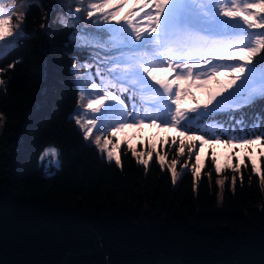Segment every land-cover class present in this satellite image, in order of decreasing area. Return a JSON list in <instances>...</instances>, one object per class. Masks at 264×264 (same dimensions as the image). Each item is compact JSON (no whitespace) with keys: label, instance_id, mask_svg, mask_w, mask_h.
I'll use <instances>...</instances> for the list:
<instances>
[{"label":"trees","instance_id":"trees-1","mask_svg":"<svg viewBox=\"0 0 264 264\" xmlns=\"http://www.w3.org/2000/svg\"><path fill=\"white\" fill-rule=\"evenodd\" d=\"M12 1L0 0V15L25 2L26 33L0 56V264H264V161L252 174L250 164L219 173L208 160L200 175L176 153L168 167L123 146L109 161L73 116L74 63L98 66L65 18L66 9L81 18L79 1ZM245 119L217 133L234 124L264 136V110L241 129ZM205 126L181 125L211 136ZM46 147L57 150L56 166L42 163Z\"/></svg>","mask_w":264,"mask_h":264},{"label":"rangeland","instance_id":"rangeland-1","mask_svg":"<svg viewBox=\"0 0 264 264\" xmlns=\"http://www.w3.org/2000/svg\"><path fill=\"white\" fill-rule=\"evenodd\" d=\"M56 1L68 4L74 0H43L47 5ZM78 1L81 10L74 15L81 18L71 21L72 14L61 4L58 12L66 9L67 22L77 25L73 37L93 47L90 52L98 63L97 68L88 66L90 70L83 68L81 61L73 66L79 91L73 116L87 142L109 161L119 160V147L123 146L138 158L155 156L168 167L175 164L170 156L176 153L182 166L194 168L200 175L208 160L219 173L248 164L252 174L260 172L264 161L262 134L246 135L235 131L232 124L226 128L227 136H204L181 125H196L219 115L221 120L235 121L264 102V0ZM24 3H15L0 15V56L26 33ZM50 8L53 14L54 8ZM187 16L191 24L185 22ZM197 21L203 22L199 29L225 35L200 31L192 25ZM143 35L149 36L148 41L137 40ZM115 40L121 43L117 45ZM104 41H113L116 46L104 48ZM111 65H116L111 68L118 70L117 74H108ZM237 67H244L252 80L226 75L230 81L221 84L217 76L222 77V70ZM95 70L100 75L95 76ZM112 84L131 93L136 99L131 105L136 107L129 108L110 88ZM148 109H156V117L145 118ZM225 109L230 111L222 112ZM221 120L211 121L208 128L225 127ZM40 159L46 166H56L58 152L46 147Z\"/></svg>","mask_w":264,"mask_h":264},{"label":"bare ground","instance_id":"bare-ground-1","mask_svg":"<svg viewBox=\"0 0 264 264\" xmlns=\"http://www.w3.org/2000/svg\"><path fill=\"white\" fill-rule=\"evenodd\" d=\"M144 37H137V40L139 41V40H141V39H143V41H148V35H143ZM115 41H117V40H115ZM113 41H108V44H107V47L109 46V45H115L114 43H112ZM118 42H120L121 43V41H117L116 43H117V45L118 44H120V43H118ZM116 46V45H115ZM143 48L146 50V51H148V49H147V47H145V46H143ZM145 50H142V51H145ZM129 53H133V51H130ZM263 56H264V51H263ZM258 58H260V56H258ZM115 62V61H114ZM222 73H223V75H222V77H220V75H216L218 78H219V81H220V83L221 84H223L224 85V83L226 82V81H230V79H228L229 78V76H233L234 75V77H236V78H241V77H244V76H248L247 78H248V80L249 81H251L252 80V75H247L246 74V69L244 68V67H237V68H235V69H232V70H222ZM249 73V72H248ZM226 75H228L227 77H226ZM216 77V78H217ZM232 82V81H231ZM224 87V86H223ZM133 89H134V91L136 90L135 89V86H133ZM137 91V90H136ZM135 93H137V92H135ZM216 95H218V96H220L218 93H216ZM155 116H153V118H154Z\"/></svg>","mask_w":264,"mask_h":264}]
</instances>
